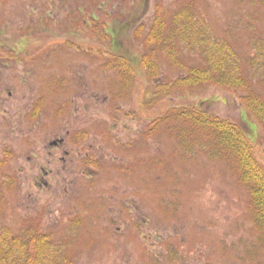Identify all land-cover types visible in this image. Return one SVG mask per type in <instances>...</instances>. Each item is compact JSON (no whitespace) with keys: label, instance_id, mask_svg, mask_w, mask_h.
<instances>
[{"label":"rangeland","instance_id":"374dc122","mask_svg":"<svg viewBox=\"0 0 264 264\" xmlns=\"http://www.w3.org/2000/svg\"><path fill=\"white\" fill-rule=\"evenodd\" d=\"M190 7L243 59L253 53L251 31L264 33L261 0H0V154L14 150L19 169L11 185L0 175V230L20 233L36 221L68 264H264L233 168L198 147L186 153L177 122L159 120L174 107L202 106L239 124L264 166L263 129L243 91L158 94L202 59L179 44L184 66H172L146 34L157 15ZM146 53L158 61L157 79L139 64ZM120 54L132 71L112 64ZM44 94L41 118L17 116ZM67 121L71 169L51 179L38 144L64 133Z\"/></svg>","mask_w":264,"mask_h":264},{"label":"trees","instance_id":"16d2710c","mask_svg":"<svg viewBox=\"0 0 264 264\" xmlns=\"http://www.w3.org/2000/svg\"><path fill=\"white\" fill-rule=\"evenodd\" d=\"M169 16L159 14L154 18L146 34V44L153 43L175 67L184 66L179 44L202 61L185 67L186 73L160 85L162 90L158 94H170L176 89L202 90L211 85L243 91L241 102L258 120L264 134V93L257 89L264 88V33L257 29L251 31L253 53L243 59L234 45L220 36L199 11L190 7ZM115 57L112 64L121 72L132 71L127 56ZM139 64L145 68L149 79H157L161 73L158 61L150 54L142 55ZM245 64L251 76L245 73ZM159 120L177 122L171 128L186 153L195 154L198 147L201 153L226 160L233 168L238 183L247 191L258 239L264 247V166L256 158L255 148L243 128L202 106L174 107ZM68 258L63 247L53 241L51 233L39 230L36 221L20 233L8 226L0 230V264H68Z\"/></svg>","mask_w":264,"mask_h":264},{"label":"flooded vegetation","instance_id":"af4514ba","mask_svg":"<svg viewBox=\"0 0 264 264\" xmlns=\"http://www.w3.org/2000/svg\"><path fill=\"white\" fill-rule=\"evenodd\" d=\"M9 95L12 97L13 92L10 91ZM49 97V94H44L41 98V101L36 102L35 104H33V106L30 103L23 104V106L18 109L19 114L17 116L22 118L25 117L27 119L29 117L34 122L37 121L42 117L45 111V109H43L45 106L43 101L48 100ZM71 140V125L70 121H67L64 133L52 137L51 139H47V141H45L43 145H41L40 143L38 144L44 151L43 158H47V167H44L45 165H42V171H44L46 175L51 177V179L52 177L57 176V174L67 173L68 170L70 171L73 154ZM36 154L37 153L29 157L28 159L31 160L32 158H35V156H37ZM89 154L90 152H87L86 156H90ZM90 157L93 158L92 156ZM14 158L16 160L18 159V157L16 158L15 151L10 148L3 147L0 154V175H2L4 179L3 184L7 183V185H11L17 181L19 169H14L11 166ZM41 182L47 186H52V183L48 180L41 179Z\"/></svg>","mask_w":264,"mask_h":264}]
</instances>
